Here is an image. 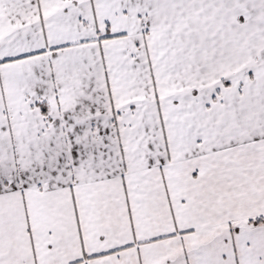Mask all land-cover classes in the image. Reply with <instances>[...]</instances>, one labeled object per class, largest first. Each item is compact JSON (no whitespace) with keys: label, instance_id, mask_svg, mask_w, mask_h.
Masks as SVG:
<instances>
[{"label":"snow or ice","instance_id":"obj_1","mask_svg":"<svg viewBox=\"0 0 264 264\" xmlns=\"http://www.w3.org/2000/svg\"><path fill=\"white\" fill-rule=\"evenodd\" d=\"M0 264H264V0H0Z\"/></svg>","mask_w":264,"mask_h":264}]
</instances>
